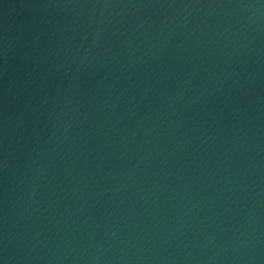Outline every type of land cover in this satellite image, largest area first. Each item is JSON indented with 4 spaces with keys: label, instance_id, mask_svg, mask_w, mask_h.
Listing matches in <instances>:
<instances>
[{
    "label": "water",
    "instance_id": "obj_1",
    "mask_svg": "<svg viewBox=\"0 0 264 264\" xmlns=\"http://www.w3.org/2000/svg\"><path fill=\"white\" fill-rule=\"evenodd\" d=\"M0 264H264V0H0Z\"/></svg>",
    "mask_w": 264,
    "mask_h": 264
}]
</instances>
